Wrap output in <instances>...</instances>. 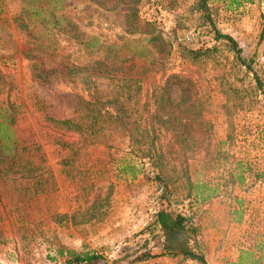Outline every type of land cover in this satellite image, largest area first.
<instances>
[{"label": "rangeland", "instance_id": "obj_1", "mask_svg": "<svg viewBox=\"0 0 264 264\" xmlns=\"http://www.w3.org/2000/svg\"><path fill=\"white\" fill-rule=\"evenodd\" d=\"M43 1L56 11L65 8L85 35L97 37L99 45L83 50L78 43L56 36L55 50L47 49L51 36L29 13L23 20L30 34L21 31L16 16ZM205 1L215 29L233 38L241 55L252 60V71L231 66L232 48L225 40H215L197 0H145L138 13L155 20L170 42L167 67L192 73L213 128L211 142L222 153L214 155L216 162L213 156L202 155L190 160L192 180L209 185L225 181L204 203L182 200L179 207L191 216L196 229L184 245L202 253L208 264H231L240 250L252 247V240H261L264 246V93L255 90L254 79L255 72L264 82V0ZM1 5L0 72L5 76L0 82V108L11 106L20 144H38L46 153L44 173L49 178L40 184L22 176L0 178V264H63L59 247L80 250L84 245L100 255L99 264H128L145 251L162 255L134 264H199L163 248L164 236L154 223L157 186L142 175L135 181L117 175L116 165L128 151L124 133L107 129L93 143H79L80 152L71 159L88 172L84 182L98 187L102 198L98 208L89 207L78 181L63 171L61 162L67 152L54 143L59 137L72 142L80 138L59 125L75 118L79 96L89 97L83 73L77 74L73 66L89 65L104 49L116 46L118 51L134 52L140 45L127 41L133 36L126 32L125 8L106 10L92 0H1ZM183 47L216 49L210 57L199 55L191 67V55ZM134 62L140 71L147 61L135 58ZM94 81L98 89L106 90V81ZM222 83L238 88L242 108L226 100ZM178 95L175 90L172 97ZM232 156L242 158L252 169L242 184L228 179ZM102 211L101 219L90 218Z\"/></svg>", "mask_w": 264, "mask_h": 264}, {"label": "trees", "instance_id": "obj_2", "mask_svg": "<svg viewBox=\"0 0 264 264\" xmlns=\"http://www.w3.org/2000/svg\"><path fill=\"white\" fill-rule=\"evenodd\" d=\"M92 1L106 10L124 7L126 32L133 36L127 41L140 45L136 46L134 52H121L116 46L104 49L102 56L94 59L89 65L73 66L72 69L77 74L83 73L82 83L88 90L89 97L77 98L75 118L59 121L62 129L75 131L80 137L77 142L60 137L54 140L55 145L67 152L61 162L63 171L78 181L84 200L90 201L89 207L98 208L102 199L97 193L98 187L93 183L84 182L88 172L76 167L71 159L79 154V143L91 144L103 131L119 129L129 141L128 151L116 165L117 175L129 176L131 181L142 175L145 181H151L160 190L154 223L164 236L163 248L167 253L182 254L199 264H208L202 253L184 245L189 235L196 234V229L191 216L179 207L185 198H193L198 203L208 201L220 191L222 182L225 181L222 179V182L209 185L208 181L192 180L190 175L191 159L198 155L213 156L216 162L214 155L220 154V150L210 139L213 128L206 119L205 103L197 89L196 80L190 71L173 72L167 67L171 44L162 30L157 28L155 20L139 15L138 9L145 0ZM197 7L214 29L215 40H225L232 48L234 58L231 66L239 65L252 71V60L241 55V48L233 38L215 29L206 1L197 0ZM2 11L0 0V15ZM27 13L38 18L43 31L51 36L47 49L55 50L56 36H63L68 42L78 43L83 50L99 45L96 42L97 37L85 35L65 8L56 11L46 6L43 1L28 12L24 10L16 16V20H19L18 28L26 32L28 31L23 17ZM183 49L191 55L189 60L192 67L199 55L210 57L215 53L216 47ZM135 58H145L147 61L140 71L136 69ZM214 58L215 55L212 56V59ZM4 76L0 72V82ZM95 78L108 83L106 90L96 87ZM254 79L255 90L264 93V82L255 72ZM175 90L179 93L177 98L172 97ZM221 93L225 95L226 100L232 101L234 107L242 108L244 101L238 88L222 83ZM11 109V106L0 108V178L22 176L36 179L38 184L46 182L49 178L44 173L46 153L38 144L19 143L14 130L15 115ZM228 120L231 126L229 117ZM223 156L228 157L226 154ZM210 168L214 169V164H210ZM228 168L227 176L232 183L242 184L246 174L252 172L245 160L234 159L233 156ZM238 203L241 206V201ZM103 214V211L97 212L91 214L90 218L101 219ZM240 219L241 216L238 220ZM252 241V247L240 250L237 259L231 264H261L264 259L261 252L264 246L261 240ZM57 254L63 257V264H99L100 259L97 252L85 245L80 250L59 247ZM160 255L162 253L145 251L128 264Z\"/></svg>", "mask_w": 264, "mask_h": 264}]
</instances>
